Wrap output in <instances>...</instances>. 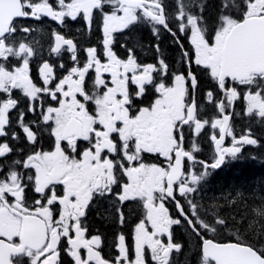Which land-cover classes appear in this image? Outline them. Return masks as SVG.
Listing matches in <instances>:
<instances>
[{
    "label": "snow or ice",
    "instance_id": "6c2138e0",
    "mask_svg": "<svg viewBox=\"0 0 264 264\" xmlns=\"http://www.w3.org/2000/svg\"><path fill=\"white\" fill-rule=\"evenodd\" d=\"M254 123L264 0H0V264H264V181L202 195Z\"/></svg>",
    "mask_w": 264,
    "mask_h": 264
},
{
    "label": "trees",
    "instance_id": "16d2710c",
    "mask_svg": "<svg viewBox=\"0 0 264 264\" xmlns=\"http://www.w3.org/2000/svg\"><path fill=\"white\" fill-rule=\"evenodd\" d=\"M167 2L170 3L171 0H167ZM49 24V22L45 21L43 27L46 29ZM51 27H53L52 24ZM132 36L133 43H139L143 45L144 48L147 47V51L151 54V50L148 46L152 42V37L147 31L140 30L134 32ZM145 37H147V41H144ZM162 47L168 52V54L175 55L174 46H172L171 40L163 41ZM246 123V121H240L237 123V131L239 132ZM252 128L254 134L260 137L262 145H264V128H261L255 123L252 124ZM244 156L246 157L245 159L226 163L221 169L215 170L209 184L205 187L202 193L206 199H211L212 197L221 199L236 188H241L247 193L254 185H258L261 181H264V146H246ZM250 156H255L256 159L253 160L248 158ZM98 226L109 232L112 230L110 220L100 219ZM180 261L181 264H196L195 247L193 244L189 243L185 254L180 257Z\"/></svg>",
    "mask_w": 264,
    "mask_h": 264
},
{
    "label": "flooded vegetation",
    "instance_id": "af4514ba",
    "mask_svg": "<svg viewBox=\"0 0 264 264\" xmlns=\"http://www.w3.org/2000/svg\"><path fill=\"white\" fill-rule=\"evenodd\" d=\"M52 25L54 27V24H52ZM78 29L80 30L79 32H77ZM64 31L71 33V34H75V39H77L80 42L81 46H88L89 44L94 43L98 39V33L95 30L93 33H87L86 31H84V25L82 23L81 24L73 23L70 25V27L65 28ZM129 35L132 37V39L130 40V43H133V36H132L133 33H131ZM118 40L121 43L123 42L122 37H118ZM167 40H170V39H168V38L163 39L164 42ZM144 41H147V37L144 38ZM146 48L143 47V49H141L140 47H138L137 51L139 52L141 58L145 59L147 62H152L151 61V54H150V52L147 51ZM117 49L121 54H123V49L119 48V44L117 45ZM168 55L174 56L172 54H168ZM33 75H36L35 66H33ZM201 146H202V152L200 153L199 158L206 160L208 162H211L212 161V149L209 146V143H208L206 138L201 140ZM134 215L135 214L133 213V216L131 218H134ZM99 221H100V218H98L96 216L91 217V226H92L93 231L99 230L101 233L108 236L109 241H110L111 240V233L114 230L113 227H112L111 232L106 231L103 228L98 226ZM105 251L107 252V251H109V249L106 248Z\"/></svg>",
    "mask_w": 264,
    "mask_h": 264
}]
</instances>
